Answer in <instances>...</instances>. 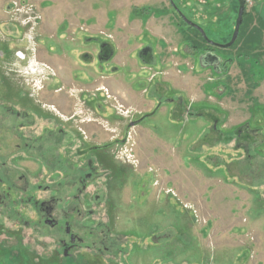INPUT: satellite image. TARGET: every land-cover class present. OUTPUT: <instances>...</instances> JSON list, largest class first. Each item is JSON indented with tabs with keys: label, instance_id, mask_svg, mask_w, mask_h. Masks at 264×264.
Wrapping results in <instances>:
<instances>
[{
	"label": "rangeland",
	"instance_id": "rangeland-1",
	"mask_svg": "<svg viewBox=\"0 0 264 264\" xmlns=\"http://www.w3.org/2000/svg\"><path fill=\"white\" fill-rule=\"evenodd\" d=\"M173 3L231 38L239 0ZM190 29L170 0H0V264H264V0L220 69Z\"/></svg>",
	"mask_w": 264,
	"mask_h": 264
},
{
	"label": "flooded vegetation",
	"instance_id": "flooded-vegetation-1",
	"mask_svg": "<svg viewBox=\"0 0 264 264\" xmlns=\"http://www.w3.org/2000/svg\"><path fill=\"white\" fill-rule=\"evenodd\" d=\"M170 2L172 4L173 8L182 17V19L191 27V29L189 31L191 33L190 35L192 37L191 41H193L192 42L193 44L191 45V47L194 48V50H197V49L204 50V52H205L204 53V62H206L207 64H215L216 65V69L217 68L220 69V67L224 63H223V61L220 62V57L221 56H220V53L218 52L219 49L223 50V49H227V48L232 47L233 44L237 41L238 36H237L235 42L231 46H227V44L231 41L233 34H232L231 38L229 40H227V41L214 38L213 36L210 35V30H207L204 27L198 25L197 23L189 20L187 17L184 16V14L181 12L180 9L175 7V5L173 3V0H170ZM0 46H1V44H0ZM109 47L110 46H108L107 43L106 44L104 43V46H103V48L101 50L102 51L101 55L105 54V56H107L109 54V51H110ZM149 48H151V47L148 46V47L143 48L142 53L143 54H147L148 51H149ZM5 54L6 53L4 51H2L1 48H0V94H1V87H2L1 58L3 56H5ZM16 57L19 60H21V61L26 60V58H27L26 53L24 51H17L16 52ZM31 64L33 66V64H35V62H32ZM46 68H48V67L46 66ZM26 72L28 73V74H25L27 76L30 75V73H32L34 75H36V73H37V75L38 74L44 75L43 72H39L38 70L37 71H32V72H30V71L29 72L26 71ZM160 97H161L160 99H162L163 96H160ZM165 99L169 103H173L175 101V99L170 98V97H166ZM162 105H163V101L159 100L158 103L153 108H151L150 110L146 111L145 113H142L139 117H137L135 120L130 122L126 129L129 130V128H132V127H135V126L141 124L146 119H149L151 117L156 116L157 112L159 111V109H160V107ZM173 112H176V109H174ZM13 114L18 115L19 112H15V110H13ZM23 114H24V116L26 115V113H23ZM60 115H61V117H62V115L65 116L62 113H60ZM71 115L73 117L76 116V115L74 116L73 113ZM70 121H72L73 124H67ZM65 122H67L66 123L67 126L62 125V128H60V132L62 134L72 133L73 134L72 137L74 138V136H75L74 139H77V140H81L82 139L84 141V144H86L88 142L86 138H84V137H83L84 139L82 138L83 135H81V133L79 131V130L82 129L80 125H78V127H79V129H78V127L75 124L74 120H65ZM89 122H91V120H89ZM215 128H217V127L214 126V130H215ZM127 130H126V134H127ZM86 133H87V131H86ZM242 133H243V130H240L239 135H242ZM90 135L91 134H89V135L87 134V138L89 136V139H92V137ZM61 140L62 139L53 140V141L61 143ZM89 141L92 142V140H89ZM118 141H120V140H116V142L104 143V144H98V145L97 144H92L90 142L89 146L87 148L83 149L82 151H85L83 153V154H85V153L97 152V151L105 150V149H108L109 147H111L113 144L119 143ZM121 141H123L122 143H125L126 139L121 140ZM41 155L42 156H40V157L43 159L44 153H42ZM90 163H91V161H90ZM13 176H21L20 178H25L26 175L24 173H20L19 175H17V173H15V170H13ZM91 176H92L91 173H87L86 174V178H90ZM31 197H33V196H30L29 199H31ZM0 201H3V195H1V193H0ZM39 205L41 207V212L45 216V221L47 223L51 224L52 226L57 225L58 224V220L54 217V214H53V212L55 211V205L53 204V201H50V200L44 201V200H42L39 203ZM63 229L65 231V235H67L69 237L72 246L74 245V243L82 241L81 237L78 236V234L73 231L69 220L65 222ZM62 244L64 245L65 243L63 242Z\"/></svg>",
	"mask_w": 264,
	"mask_h": 264
},
{
	"label": "water",
	"instance_id": "water-1",
	"mask_svg": "<svg viewBox=\"0 0 264 264\" xmlns=\"http://www.w3.org/2000/svg\"><path fill=\"white\" fill-rule=\"evenodd\" d=\"M244 11H245V0H239L238 17H237L234 33H233L231 41L227 44V46H231L235 42V40L239 34L240 27H241L242 22H243Z\"/></svg>",
	"mask_w": 264,
	"mask_h": 264
},
{
	"label": "built area",
	"instance_id": "built-area-1",
	"mask_svg": "<svg viewBox=\"0 0 264 264\" xmlns=\"http://www.w3.org/2000/svg\"><path fill=\"white\" fill-rule=\"evenodd\" d=\"M29 13H26V15H28Z\"/></svg>",
	"mask_w": 264,
	"mask_h": 264
}]
</instances>
